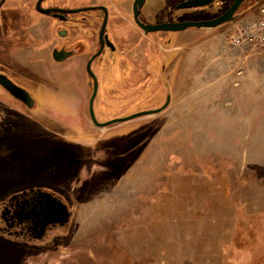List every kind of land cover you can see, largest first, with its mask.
Returning a JSON list of instances; mask_svg holds the SVG:
<instances>
[{
  "label": "rangeland",
  "instance_id": "obj_1",
  "mask_svg": "<svg viewBox=\"0 0 264 264\" xmlns=\"http://www.w3.org/2000/svg\"><path fill=\"white\" fill-rule=\"evenodd\" d=\"M55 1L103 4L113 38L126 43V55L106 52L90 68L94 116L123 119L169 102L104 128L75 122L86 57L48 62V43L11 41L40 76L15 77L31 89V113L0 89V206L48 195L71 217L38 225L46 242L0 235V264H264V51L228 43L264 0L215 29L151 35L133 25L132 0L44 5ZM180 1L145 0L141 13L157 24L223 8L176 10ZM46 22L30 13L34 39Z\"/></svg>",
  "mask_w": 264,
  "mask_h": 264
},
{
  "label": "flooded vegetation",
  "instance_id": "obj_2",
  "mask_svg": "<svg viewBox=\"0 0 264 264\" xmlns=\"http://www.w3.org/2000/svg\"><path fill=\"white\" fill-rule=\"evenodd\" d=\"M17 1L18 0H0V73L10 78V80L17 86L25 89L34 100L31 89L21 84L19 81L16 80L15 77L17 75H22L21 73H26L31 78H38L40 74H38V71L33 70V68L29 65H26V67H22L19 58L17 57L24 56H20L19 54L13 55L11 53V41L17 40L19 44H27V42L33 39L37 40L40 44L48 43L50 45V50L47 57H50L51 59H49L48 62L63 63L66 60L75 57H86L84 66L85 75L84 77L82 76L83 85L82 90L80 91L82 94L80 102V116H83L78 118L76 115L74 120L75 122L80 121V123H84L89 120L93 126H97L104 124L110 120L116 119L115 117H101V119L97 118L96 116H94V119L91 117L89 107L90 98L94 90L96 93L98 89V83H96L95 87V73L92 72V75H89L86 71V66L88 62H90V60L91 68L92 64L99 57H102L106 52H109L110 54L116 53L119 56L126 55L125 52L127 51V48H124L126 43H120L118 41H115L111 34V28L109 26L111 10L98 2L95 4L90 3L82 6H72L60 4L58 1L49 2L44 5V3L48 0H33V4L27 7L26 5L16 3L10 5V3H14ZM232 1L233 0H229V2L224 5L223 0H212L211 4L206 7L188 9L203 10L210 6H223L220 13H215L211 17H196L194 19L207 20L215 18L219 14L224 12L231 5ZM260 1L261 0H245L240 4L236 13H239V11L245 6L244 4H247L248 7H253L254 5H257V3ZM132 3L133 0L131 1V12L129 17L132 20V23L135 28L143 33V31L138 28L133 21ZM142 6L140 7L138 12V18L144 25H151V23H149L141 13ZM24 8L28 9L29 12L26 11ZM43 10H49L50 12L46 14L42 12ZM30 13L35 14L39 18L47 19L45 28L46 32H42V35L38 36L37 39H34L31 36V33L29 32L28 24ZM19 21H22L23 24H17ZM8 29H10L11 37L9 41L6 40L7 47H5L4 45L5 39L8 37L6 34ZM156 33L167 32H154L148 33L146 35ZM54 52L55 55H58V57L65 55V57L67 58L61 62H56L52 58L54 57ZM8 57L9 59H7ZM2 91L8 98L23 107L27 113H31V111L36 110L37 103L35 100L32 108L28 109L20 100L16 99L14 96H11L8 92L4 90ZM61 202L63 203L62 200ZM50 205L51 208L49 210H57L56 203L48 198L30 197L25 201V203H22V201L19 200H12L8 202L6 209L2 210L0 207V235H2V237L6 240L8 239V241L10 242H14L15 240L18 241V243L27 241L30 243L38 241L46 242L47 238L51 234H48L47 231L37 230V227L38 225L46 224V219L44 220V211H46L47 207H49ZM33 208L37 210L34 213L31 211L33 210ZM41 210L42 216L44 215L43 217L37 215L39 212H41ZM54 219H56V216Z\"/></svg>",
  "mask_w": 264,
  "mask_h": 264
},
{
  "label": "water",
  "instance_id": "obj_3",
  "mask_svg": "<svg viewBox=\"0 0 264 264\" xmlns=\"http://www.w3.org/2000/svg\"><path fill=\"white\" fill-rule=\"evenodd\" d=\"M144 1L145 0H133L132 16H133V21H134L135 25L138 28H140L143 31V33L146 35L148 33H154V32H181V31H184L188 28H196L198 30L215 29V28L220 27L224 24L231 23L235 19H237L239 14L236 13V11L239 8L240 4L242 2H244L245 0H233L231 5L224 12H222L217 17L212 18V19L185 20V21H178V22H163V23H157V24H151V25H144L138 18L139 9L143 5ZM211 2H212V0H182L175 5V9L176 10H184V9H188V8H203V7L210 5ZM38 5H39V3H38ZM42 12L47 14L50 11L49 10H43ZM53 56L54 57H52V58L56 62H61L67 58V57H65V55L58 57V55H55V52L53 53ZM90 63H91V60H90V62H88L87 66H86V71L89 75H92V72L90 69ZM94 85L96 87V82ZM0 88L4 91L8 92L11 96H14L16 99L20 100L22 103H24V105L28 109L32 108V106L34 104V100L31 97V95L25 89L17 86L15 83H13L10 80V78H8L6 75H4L2 73H0ZM94 95H95V90L91 95L90 104H89L90 115L93 119H94V115H93V111H92V104H93ZM168 102H169V97L167 96L164 104L160 108H157V109L151 110V111H147V112H141L137 115H133V116L123 118V119H113V120H110L104 124L97 125L96 127L97 128H104V127H107V126L115 124V123H123V122L129 121V120H132L138 116H141L144 113H158L168 105ZM30 197L48 198L51 201H54L56 203L57 210H52V211L49 210L51 208V205H50L49 207H47V210L44 211V215H45L44 220L46 219V223L47 222L65 223L68 219L70 220L71 212H70L69 208L66 206L65 203H62L61 200H59L57 198H51L48 195H39V196L32 195V196H30L28 194V195H24V197H17L14 200L15 201L19 200V201H22V203H25V201L27 199H29ZM46 204H49V203H46ZM6 205L7 204H5L4 206H6ZM37 205H38V203H37ZM4 206L2 207V205H1L0 207H2L4 209ZM33 210H31L33 213L35 211H37L35 208H33ZM56 211H57V213H56ZM41 213H42V210L38 214L36 212V214L38 216H42ZM55 216H56V219H54Z\"/></svg>",
  "mask_w": 264,
  "mask_h": 264
},
{
  "label": "built area",
  "instance_id": "obj_4",
  "mask_svg": "<svg viewBox=\"0 0 264 264\" xmlns=\"http://www.w3.org/2000/svg\"><path fill=\"white\" fill-rule=\"evenodd\" d=\"M228 43L233 48L251 46L264 51V6L257 11L256 17L230 36Z\"/></svg>",
  "mask_w": 264,
  "mask_h": 264
},
{
  "label": "trees",
  "instance_id": "obj_5",
  "mask_svg": "<svg viewBox=\"0 0 264 264\" xmlns=\"http://www.w3.org/2000/svg\"><path fill=\"white\" fill-rule=\"evenodd\" d=\"M262 262V261H261Z\"/></svg>",
  "mask_w": 264,
  "mask_h": 264
}]
</instances>
